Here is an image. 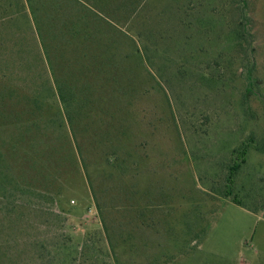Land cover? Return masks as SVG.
I'll use <instances>...</instances> for the list:
<instances>
[{
    "label": "trees",
    "instance_id": "trees-1",
    "mask_svg": "<svg viewBox=\"0 0 264 264\" xmlns=\"http://www.w3.org/2000/svg\"><path fill=\"white\" fill-rule=\"evenodd\" d=\"M35 2L36 0H0V264H120L117 259L118 242L128 245L130 240L132 242L134 234L128 230H120L121 225L118 224L117 218H114V214L113 217L110 216L115 208L107 206L103 202V196L108 195L111 199L110 192L118 188L119 185L117 186V181L114 180L116 174L120 175L121 179L127 175L134 178L135 172L139 170V164L130 154L124 152L122 147L112 144V140L119 136V141L127 137L128 140L130 138L134 142L139 141L138 144L135 143L134 148L137 150L142 148L145 152L143 159L147 160L146 149L150 145L148 142L147 146L146 136L148 134L152 141L151 148L155 149L157 142L153 139L161 127L162 120L158 123L150 121L151 128L148 129L146 125L148 111L137 105L139 99L148 98V89H139L143 97L137 99L136 95L120 86L115 68L109 65L106 66L109 73L103 74L102 80L106 84L103 83L99 88L111 91V96L116 99L104 101V104L101 97H94L85 91L83 93L75 85L80 81L78 79L80 75L77 77L78 80H73L74 84L70 78L67 80L65 77L63 81L57 78L49 56V50L52 51L54 45L46 43V37L58 36L60 42L64 41L67 44L64 47L60 45L58 51L72 49L74 52L75 49L76 53L82 54L81 58L86 55L82 53L84 48H87L88 52L93 51L101 43L102 57L105 54L107 64L112 65L120 60L119 66H123L131 59L137 61V67L145 69L146 72L148 67L154 68L160 90H163L162 84L170 88L164 74L172 67L174 69L172 74L177 80H186L190 84L198 85L202 91L215 90L220 93L219 96L228 99L231 109L230 120L237 122V129L228 130L233 134L232 141L227 149H222L224 152L219 154L228 153V157L224 158L226 160L217 157L220 163H215V166L219 167L217 172V167L212 172L217 186H212L207 180L210 193L206 194L213 202L229 200L234 205L241 206L237 196H232L233 192L237 195L245 194L247 184L242 180L247 173H252L248 167L255 169L263 166L261 162L260 165L248 166L247 156L250 157L251 150H254L253 153L263 154L264 158V96L261 81L256 73L254 25L257 20L251 13L250 0H187L186 5H180L181 0H172V6L175 7L168 8L166 15L173 26L163 29V33L160 29L149 31L148 40L143 39L140 34L129 36L122 28L116 27L112 21L102 17L106 25L123 37V43L101 40L99 35L93 33V23L96 20L100 21L101 16L93 12L88 3L101 10L105 6L115 4H122L126 9L124 0H56L66 3L70 9L73 8V14H70L71 11L65 13L64 9L62 11L59 4L49 7L39 3L36 5ZM133 5L134 3H129V6ZM35 6L41 9H35ZM86 6L87 10H83ZM162 9L160 16L164 17ZM40 12L45 15L50 12L47 24H51L52 20L58 21V17L63 16L58 28L59 33H56V26L47 24L42 32ZM18 23L24 24V28L19 29ZM155 40L157 45L154 44ZM124 43L128 44L129 48L124 46ZM124 51L127 53L124 54ZM213 55L215 56L211 59ZM234 69L241 71L237 75ZM192 77L194 81L188 80ZM112 88L114 89L111 90ZM234 105L235 107H232ZM200 117L196 120L188 119L187 122L193 132L204 137L207 136L208 118L207 114ZM244 118L245 120L258 118L259 122L262 120L263 129L259 139L252 135L246 140L241 138ZM106 121H114L121 128L117 137L108 134L104 136L109 145L104 150L102 158L109 173L102 178L103 183L99 188L90 180L85 157L79 145L77 149V156L90 182L92 201L102 218L100 223L102 226L88 230L83 241L78 243L73 233V221L60 210L59 196L44 198L42 195H31V191H26L23 185L16 182L15 176L19 177L16 165L19 159L24 162L22 155H29L24 145H29V148L33 146L36 142L35 135L41 138L47 126L49 128L52 126L51 123H64L77 142L76 129L81 125L91 126L96 123L98 126L100 124L105 126ZM6 123L11 124L8 133H5ZM95 129L93 135L97 134ZM17 132L19 134L16 136L20 139L14 141L9 134ZM4 147H8L9 151ZM47 156V152L43 153L44 161L40 160L46 162ZM48 170L52 172L47 166L41 169L46 172ZM258 173L261 176L260 180L256 179L255 173L251 175L254 182L260 184L254 189V198H261L255 206L264 212V173L261 171ZM171 177L174 179L175 174H171ZM56 180L59 181L58 178ZM110 183L115 188L108 189ZM131 188L122 186V189L121 187L118 189L126 201H130L132 196L137 194V191ZM169 188L167 195L166 189L164 191L160 186L162 198L172 207L167 214L169 215L166 221L167 234L172 237V242L177 244L176 246L185 247L186 240H178L173 231L175 219H171L170 215L176 211L173 208L176 204L173 192L175 187ZM145 194L146 191L140 196ZM246 195L248 196L247 193ZM147 207L148 204L139 208L138 212H143ZM186 230L192 232L193 227L186 226ZM204 233L199 235L195 233V241Z\"/></svg>",
    "mask_w": 264,
    "mask_h": 264
},
{
    "label": "rangeland",
    "instance_id": "rangeland-1",
    "mask_svg": "<svg viewBox=\"0 0 264 264\" xmlns=\"http://www.w3.org/2000/svg\"><path fill=\"white\" fill-rule=\"evenodd\" d=\"M38 3L49 7L59 4L65 13L69 11H71L70 14L74 13V9L68 8L69 5L64 2H56V0H38L37 2L36 0L35 4L38 5ZM123 3L126 9L122 4H115L105 6L103 11L88 3L90 9L101 16V22L96 20L92 26L93 33L99 35L101 40L118 43L124 41L117 31L106 25L102 17L112 21L116 27L122 28L129 36L134 37L140 34L143 39L147 40L149 31L160 29L163 33V29L173 26L166 15L168 8L175 7L172 6V0H148V3L147 0L146 2L145 0H124ZM129 3H134V5L129 6ZM186 3L187 0H181L180 5H186ZM250 3L251 13L257 20L254 25L256 73L261 81L262 96H264V0H250ZM161 9L164 17L160 16ZM83 10H87V6ZM35 11L39 15L37 10ZM49 16L50 12L47 15L40 12L42 32H44ZM62 21L63 16H59L58 21L52 20L51 24L47 25L56 26V33H59L58 28ZM17 27L23 29L24 24L18 23ZM56 37H46V43L54 45V49L49 50V56L55 76L62 81L66 77L73 83V80L80 75L78 78L80 81L75 85L83 93L85 91L86 94L101 97L103 104L104 101L116 99L113 95L111 96V91L104 90L103 87L99 88L103 83L106 84L102 80H104L103 74L109 73L107 65L115 68L120 86L122 85L127 91L136 95L137 99L143 97L139 89H148V98L139 99L137 105L148 111V123H146L148 129L151 128L150 121L158 123L162 120L161 127L158 128L153 139L156 140L157 145L155 149L151 148L152 141L147 134L146 142L147 146L148 142L150 146L146 149L148 159L144 160L145 152L142 148L140 150L134 148L135 143L138 144L139 141L134 142L130 138L128 140V137L119 141L118 133L121 126L114 121H106L105 126L102 124L98 126L96 123L91 126L81 125L76 129L77 142L64 123H51L52 126L50 128L47 126L41 138L35 135L36 142L33 146L29 148V145H24L29 155H22L24 164L18 158L19 164L17 163L16 170L19 177L15 176L16 182L23 185L26 191H31V195H42L44 198L59 196L60 210L64 211L73 221L74 237L78 243H81L88 230L102 226L100 224L102 218L95 209L89 189L90 182L77 156L78 145L85 157L90 180L95 183V187L99 188L103 183L102 178L104 179L109 173L102 158L104 150L109 145V142L104 140V136L106 134L118 136L112 140V144L122 147L124 152L130 154L139 164V170L135 172L134 178L127 175L126 178L121 179L120 175L116 174L114 180L118 182H116L117 186L119 185L118 188L111 186V183L108 184V189L115 188L110 192L112 200L108 195L103 196V202L111 206L110 208H115L110 216L114 214V218H117L118 224L121 225L120 230H128L134 234L132 242L130 240L128 245L121 241L118 242L117 259L120 264H264V212L255 206L261 198H254V189L260 184L254 182L251 176L255 173L256 179H261L258 172L264 173L263 154H256V152L253 153L254 150H251L250 157L247 156L248 166L260 165V162L263 166L255 167V169L248 167L252 173L245 175L246 181L244 178L242 180L247 184L244 191H247L248 196L246 193L237 195L233 192L232 196H237L241 206L234 205L229 200L213 202L208 195L210 188L206 184L207 180L212 183V186H217L212 173L216 167L217 172L219 167V165L215 166V163H220L217 157L221 160L228 157V153L219 155L224 152L222 149L226 150L232 141L233 134L228 130L237 129V122L230 120L231 109L227 102L228 99L225 100L219 96L220 93L215 90L202 91L198 85L190 84L186 80H177L172 74L174 73L172 67L164 74L170 88L162 84L163 90H160L156 82L158 81V77L155 76L156 70L153 67V69L148 67V72H146L145 69L137 67V61L131 59L127 60L123 66H119L120 60L112 65L107 64L105 54L102 57L101 43L93 51L88 52L87 48H84L82 52L86 53L84 58H81L82 54L76 53L75 49H73L74 52L72 49L67 50L68 52L63 49L58 51L60 45L64 47L67 44L64 41L60 42L58 40L60 38ZM154 44L157 45L156 40ZM123 45L129 48L128 44ZM240 71V69H234L237 75ZM191 79L194 81L193 77L188 80ZM163 92H165L166 99ZM230 96L232 98L231 94ZM202 114H207L208 118L207 136L204 137L193 132L187 122L188 119L196 120ZM201 119L200 117L199 121ZM262 123V120L259 122L258 118L254 120L244 118L241 138L246 140L252 135L255 139H259L263 129V125L261 128ZM10 125V123L5 124V133H8ZM94 129L97 132L96 135H93ZM18 134L17 132L9 135L14 141H18L20 139L16 136ZM234 145L237 144L234 143ZM4 148L9 151L8 147ZM45 152L48 156L46 162H43L42 156ZM45 166L50 167L52 172L41 171ZM171 174H175L174 179ZM209 174H211L210 178H208ZM219 182L220 179L218 184ZM122 186L132 187L131 189H135L137 194L132 196L130 201H126L120 193L121 190H118L120 187L122 189ZM160 186L164 188V191L166 189L165 194L167 195L169 187H175L173 192L176 204L173 208L176 211L171 212L170 217L175 219L173 230L175 237L178 240H186L185 247L176 246L177 244L172 242V237L167 234L166 221L169 218L167 214L171 206L162 198ZM145 191L146 194L141 197L140 194ZM146 204L148 207L139 213L138 209L145 207ZM121 207L126 209L123 210ZM140 215L144 216L140 217ZM186 226H192L193 231L188 232ZM202 232L204 234L195 241L194 234L199 235Z\"/></svg>",
    "mask_w": 264,
    "mask_h": 264
}]
</instances>
